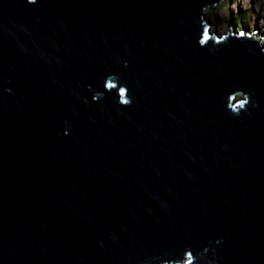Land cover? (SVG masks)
Here are the masks:
<instances>
[{
  "label": "water",
  "instance_id": "1",
  "mask_svg": "<svg viewBox=\"0 0 264 264\" xmlns=\"http://www.w3.org/2000/svg\"><path fill=\"white\" fill-rule=\"evenodd\" d=\"M222 1L0 0V264H264V38Z\"/></svg>",
  "mask_w": 264,
  "mask_h": 264
},
{
  "label": "rangeland",
  "instance_id": "2",
  "mask_svg": "<svg viewBox=\"0 0 264 264\" xmlns=\"http://www.w3.org/2000/svg\"><path fill=\"white\" fill-rule=\"evenodd\" d=\"M223 2V1H222ZM207 17L211 18L210 32L215 35H224L229 32V28L241 32L242 29H248L251 32L257 30V38H264V20L258 22L259 18L264 19V0H233L230 8L216 6L208 8ZM243 19L242 28L237 29L233 25V18ZM264 46V40L261 42Z\"/></svg>",
  "mask_w": 264,
  "mask_h": 264
},
{
  "label": "trees",
  "instance_id": "3",
  "mask_svg": "<svg viewBox=\"0 0 264 264\" xmlns=\"http://www.w3.org/2000/svg\"><path fill=\"white\" fill-rule=\"evenodd\" d=\"M232 1L233 0H224L223 2L220 3V7H224L226 9L230 8L231 4H232ZM212 20V17L210 18ZM233 25L234 27L237 29H241L243 26H242V23H243V19H241L240 17H234L233 18Z\"/></svg>",
  "mask_w": 264,
  "mask_h": 264
},
{
  "label": "bare ground",
  "instance_id": "4",
  "mask_svg": "<svg viewBox=\"0 0 264 264\" xmlns=\"http://www.w3.org/2000/svg\"><path fill=\"white\" fill-rule=\"evenodd\" d=\"M262 20H264V19L259 18L257 21L260 22V21H262ZM244 31H245V30H244ZM227 35H229V33H227L226 36H227ZM217 36H219V35H217ZM256 38H257V37H256ZM260 44H261V43H260ZM261 45H262V44H261ZM262 47H264V46H262Z\"/></svg>",
  "mask_w": 264,
  "mask_h": 264
}]
</instances>
